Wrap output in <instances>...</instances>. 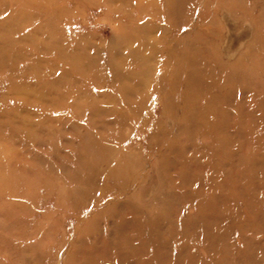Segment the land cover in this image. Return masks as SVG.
<instances>
[{
    "label": "rangeland",
    "instance_id": "rangeland-1",
    "mask_svg": "<svg viewBox=\"0 0 264 264\" xmlns=\"http://www.w3.org/2000/svg\"><path fill=\"white\" fill-rule=\"evenodd\" d=\"M76 1L79 30L107 42L103 0ZM172 1L170 34L219 82L233 74L199 97L207 119L150 100L124 118L100 97L98 114L41 111L4 83L0 264H264V0Z\"/></svg>",
    "mask_w": 264,
    "mask_h": 264
},
{
    "label": "bare ground",
    "instance_id": "bare-ground-1",
    "mask_svg": "<svg viewBox=\"0 0 264 264\" xmlns=\"http://www.w3.org/2000/svg\"><path fill=\"white\" fill-rule=\"evenodd\" d=\"M74 2L0 0V91L8 81L6 90L17 89L26 104L33 98L41 111L49 104L53 111L98 114L100 97L101 103L127 105L124 118L145 110L149 100L163 112L174 111L173 119L179 113L183 121L208 118L200 98L209 94L215 101L233 74L219 82L198 59L194 42L190 46L196 49L184 50L180 32L170 34L172 0H161V6L156 0H103L104 11L113 15L107 21L112 26L107 42L79 30L86 21ZM217 45H212V54ZM229 52L223 55L227 60ZM242 58L238 55L234 66ZM141 116L139 124H146ZM207 122L215 131V123ZM20 123L25 124L23 119Z\"/></svg>",
    "mask_w": 264,
    "mask_h": 264
}]
</instances>
